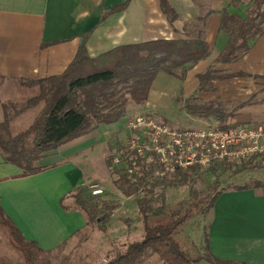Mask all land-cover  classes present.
Instances as JSON below:
<instances>
[{
	"label": "crops",
	"instance_id": "0c3cea01",
	"mask_svg": "<svg viewBox=\"0 0 264 264\" xmlns=\"http://www.w3.org/2000/svg\"><path fill=\"white\" fill-rule=\"evenodd\" d=\"M161 1L0 0V124L5 120L4 104H19L18 97L28 91L32 95L38 92L37 87L25 88L22 83L62 75L83 41L88 56L97 58L120 46L189 39L195 37L191 34L192 24L207 12L228 8L232 15L246 18L251 6L250 0L238 6H231L234 0H166L177 16L171 23ZM125 4L124 9L117 10ZM220 27L219 15L207 17L209 57L193 67L184 81L159 74L147 102L139 106L145 111L167 112L179 108V99L195 96L202 102L225 104L230 112L253 97L264 100L260 98L264 94V33L242 59L215 65L229 42L228 33ZM211 67L215 76L240 77L216 81L214 91L197 94L198 76ZM129 116L101 125L47 153L39 162L42 170L30 175L6 162L0 148V205L26 240L53 252L86 233L85 215L71 195L86 182L105 185L109 177V143L113 145L126 133ZM205 122L219 126L217 122ZM260 122H264L261 102L236 111L227 124L231 127ZM208 216L207 226L201 225L197 232V243L186 228L181 237L202 254L205 233L214 258L237 264H264V187L224 191Z\"/></svg>",
	"mask_w": 264,
	"mask_h": 264
},
{
	"label": "trees",
	"instance_id": "16d2710c",
	"mask_svg": "<svg viewBox=\"0 0 264 264\" xmlns=\"http://www.w3.org/2000/svg\"><path fill=\"white\" fill-rule=\"evenodd\" d=\"M244 0H234L238 6ZM246 18L232 15L228 8L209 11L192 25L195 37L181 40H157L135 45L120 46L97 58H90L85 41L80 46L74 61L65 72L56 77L37 81H26L25 87H37L38 93L27 99L23 106L10 102L3 105L5 120L0 124V148L6 162L22 168L28 175L42 170L39 162L44 156L83 135L97 130L101 125H111L127 117L133 106L147 102L151 88L161 73L184 81L187 73L210 55L205 40L206 18L212 14L221 17V30L229 35L225 51L215 65H223L242 59L251 50L256 40L264 33V0H250ZM126 4L117 10L124 9ZM163 13L172 23L177 16L174 10L161 1ZM86 39V38H85ZM214 67L198 76V93L212 92L214 83L240 75L215 76ZM179 110L192 118L217 122L228 128L234 113L247 105L264 103L253 97L238 104L230 112L222 103H206L195 96L179 99ZM40 107L32 124L14 137L8 136L10 124L27 110ZM236 127L237 125H230ZM109 171L119 176L114 182L118 189L126 186L125 192L136 195V205L141 215L143 236L140 242L130 244L125 253L117 255L108 264H144L156 256L163 264H237L214 258L209 250L205 234L203 253L181 235L184 227L199 216L208 215L221 194L228 189L247 190L263 188L264 182L256 181L252 187L218 190L220 180L226 175L236 176L246 172L264 170L262 163L248 160L237 164H220L209 167L194 166L176 170L164 177H155L160 168L155 161L137 157L128 161V170L113 167L112 157L107 159ZM215 180L207 184L206 177ZM197 185H207L198 190ZM186 187L187 199L176 204L167 202V190ZM75 205L86 218V229L97 226L107 231L115 205L101 196H93L85 187H79L71 195ZM64 207V206H63ZM65 208V207H64ZM66 209V208H65ZM0 227L12 238L11 246L20 252L24 264H51L45 257L51 252L42 250L35 242L26 240L16 225L4 214L0 205Z\"/></svg>",
	"mask_w": 264,
	"mask_h": 264
},
{
	"label": "rangeland",
	"instance_id": "374dc122",
	"mask_svg": "<svg viewBox=\"0 0 264 264\" xmlns=\"http://www.w3.org/2000/svg\"><path fill=\"white\" fill-rule=\"evenodd\" d=\"M25 87V86H24ZM27 88V87H25ZM38 89V88H37ZM29 94H25L17 98L19 106H23L26 99L35 96L38 92L28 91ZM31 93V94H30ZM264 97V94L260 98ZM40 107H36L22 113L15 118L10 124L8 136L14 137L17 134L26 130L34 121L40 111ZM148 114L154 117L159 122H164L176 130L187 129H204L209 126L208 122L192 118L180 111L179 108H175L170 111L158 112V111H145V108L140 106H133L129 109L127 116L130 117L136 114ZM128 125V123H127ZM130 141L128 129L126 133L122 134L120 138H117L113 145L109 143L107 155L108 158L112 157L115 153L122 151L126 148ZM129 160V159H128ZM122 167V174H126V162ZM119 176L112 174L109 171V177L105 185H101L97 182H86L84 187L91 193L90 187L98 185L102 189L103 194L99 195L105 200L111 201L115 205L113 215L110 222L107 225V231L101 232L97 226L92 225L88 228L85 234H81L78 238L69 243L63 245L60 249L51 252L46 255V259L51 264H108L117 255L125 253L127 247L130 244L140 242L143 236V226L141 215L136 205V195L125 192L126 186L118 189L115 186V181ZM257 179H261L264 182V170L254 172H246L236 176L226 175L220 180V186L218 190L231 186L232 188H238L243 186L252 187ZM207 184H212L215 177L209 175L206 177ZM100 185V186H99ZM105 187V189L101 187ZM207 185H197L196 189H206ZM189 196L188 189L186 187L167 190V202L169 204H176L180 201L187 199ZM209 216H199L189 222L184 229L190 231L191 238L197 243V234L201 231V225L204 228L207 226ZM183 229V230H184ZM185 231V232H186ZM198 232V233H197ZM205 236V233H204ZM202 238L198 236V241ZM205 238V237H204ZM184 239V238H183ZM190 239V238H189ZM185 240V239H184ZM204 240V239H203ZM12 238L5 228L0 227V264H24L23 256L20 252L16 251L11 246ZM190 243V242H189ZM205 245V243H204ZM157 260L154 256L144 264H154L152 260ZM162 264V263H161Z\"/></svg>",
	"mask_w": 264,
	"mask_h": 264
},
{
	"label": "built area",
	"instance_id": "2783aa9c",
	"mask_svg": "<svg viewBox=\"0 0 264 264\" xmlns=\"http://www.w3.org/2000/svg\"><path fill=\"white\" fill-rule=\"evenodd\" d=\"M127 129L130 141L124 150L112 156L113 167H122L125 160L131 161L134 156L155 160L160 166L155 177L194 166L205 168L248 160L264 165V122L228 128L216 125L176 130L143 113L130 117ZM125 169L126 173L136 171V168ZM90 189L93 196L103 194L98 185Z\"/></svg>",
	"mask_w": 264,
	"mask_h": 264
}]
</instances>
